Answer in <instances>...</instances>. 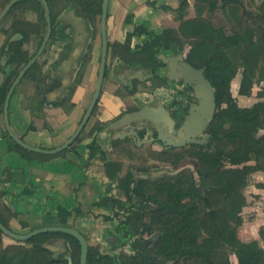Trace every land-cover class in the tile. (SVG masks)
I'll return each instance as SVG.
<instances>
[{
	"label": "trees",
	"instance_id": "trees-1",
	"mask_svg": "<svg viewBox=\"0 0 264 264\" xmlns=\"http://www.w3.org/2000/svg\"><path fill=\"white\" fill-rule=\"evenodd\" d=\"M201 3L207 4L210 11L217 7L215 0H195V17L183 20L185 3L177 10L180 18L177 30L158 33L138 26L135 32L147 34L150 39L134 51L130 48L132 33H127L125 42L112 45L113 57H119L121 62L152 67L157 63L155 54L162 43L175 52H182V40L191 41L186 60L194 67L205 68V77L214 89L216 111L205 130L207 144L191 145L174 154L171 162L192 158L197 179L189 171H183L154 181L136 180L133 169L119 175L122 171L119 161L105 162V169L111 178L117 179L118 189L128 199L141 197L156 207L149 211L142 235L158 234L149 243L148 250L166 264H234L231 256L236 259L235 264H264V248L257 241L242 242L237 234L245 205L243 190L252 174L262 173L263 182L256 185L264 188V132L260 133L264 131V100L240 107L230 92L238 69H242L238 95L248 96L253 86L255 74L248 63L264 52V0L255 10L253 28L232 33H226L219 22H206L201 17ZM100 13L101 2L91 10V22ZM129 21L127 16L126 22ZM78 139L79 136L75 141ZM12 148L25 157L30 154L14 141ZM162 160L170 162V157ZM67 215L64 213V218ZM0 221L9 228L1 216ZM55 236L67 240L72 264H79L80 245L70 235L43 233L27 241L4 245L1 231L0 264H68L66 258H53L42 247ZM259 236L264 241V228L259 230ZM87 264L158 263L145 254H124L117 260L89 247Z\"/></svg>",
	"mask_w": 264,
	"mask_h": 264
},
{
	"label": "crops",
	"instance_id": "crops-1",
	"mask_svg": "<svg viewBox=\"0 0 264 264\" xmlns=\"http://www.w3.org/2000/svg\"><path fill=\"white\" fill-rule=\"evenodd\" d=\"M183 2L109 0L107 38L111 42L123 43L126 33L133 31L136 23L152 32L177 30L180 24L177 10ZM184 8L183 20L195 17V0H189ZM127 13L130 16L128 23L124 21ZM143 38L147 36H133L130 48L136 45V40ZM111 58L122 66L118 70L120 78L124 77L123 72L132 73L128 69H142L137 65L122 63L119 57L112 55ZM53 75L51 72L50 76ZM94 84V77L90 73L88 81L77 89L71 103H60L55 107H43L39 103L24 104L21 96H16L8 108L13 132L32 146L45 149L60 146L80 122L91 99ZM231 85L238 87L239 82ZM114 89L115 86L110 82L103 83L97 108L79 139L69 149L54 155L29 151L30 154L25 157L13 149V140L6 135L3 116L0 114V216L12 231L25 234L44 226L74 227L84 235L89 247L97 245L109 253L124 249L131 238L142 233L146 219L136 210L122 218L121 214L127 209L129 200L118 189L117 179L111 178L105 169V162H121L122 159H113L117 155L102 156L98 150H93V146H99L100 136H105L100 129L103 122L123 107V101L113 93ZM21 90V93L27 92L29 86L25 85ZM54 93L58 94L57 91ZM126 136L134 135L129 132ZM134 137L135 149L142 150L151 143L150 140L139 142V137ZM151 146L157 148L156 144ZM132 147V140L114 143L115 149L124 150V153L118 154L122 158H129L128 149ZM122 171L120 176L123 175ZM132 171L133 174L138 173ZM250 179L243 190L245 205L240 213L242 224L237 234L242 242L257 241L264 248V241L259 236V230L264 228V188L256 185L263 182V175L256 172ZM64 213H68L65 218Z\"/></svg>",
	"mask_w": 264,
	"mask_h": 264
},
{
	"label": "flooded vegetation",
	"instance_id": "flooded-vegetation-1",
	"mask_svg": "<svg viewBox=\"0 0 264 264\" xmlns=\"http://www.w3.org/2000/svg\"><path fill=\"white\" fill-rule=\"evenodd\" d=\"M188 1L189 0H184L181 5L185 3L188 4ZM215 1L217 4L216 6H219L221 5L220 2L223 0ZM99 2H101L102 13V0H0V114H2L3 104L9 89L19 73L40 50L38 57L25 70L16 83L10 97V103L16 96H21L20 99L24 104L39 103L42 104L43 107H55L64 102L71 103L77 89L88 81L90 73L95 80L94 93L102 52L101 13L95 16L94 22H91L90 12ZM215 8L213 10H215ZM128 15L129 13L125 15L124 21ZM131 22L133 24V21ZM138 26L143 27V25L139 23L134 24V29L130 32L133 34L131 39L133 36L139 35V33L135 32ZM162 31L163 30L160 32ZM127 33L125 35V40ZM144 35L147 36V38H143L144 40L140 45L144 41L150 39L147 34ZM45 38V44L41 49ZM115 43L116 42L109 41L107 38V55L103 83L107 81L110 82L112 86H115L113 93L122 99L123 107L116 115L103 122L100 128L102 133H105V136H100L98 140L99 146H93V150H98L102 156H113L124 153V150H117L114 148V143L119 141L124 142L132 140L133 147L136 146L135 137L126 136L136 123L131 122V124L121 128L112 125L123 116V114L136 112L144 107L157 109L159 111L164 109L175 122L174 135L176 136L177 129L186 121L193 107L199 102L198 92L193 85L184 81L178 74H174L172 78H170L168 66L163 63L159 57V55L167 57L177 56L179 52L173 51L171 47L167 48L164 43H162L155 54V60L157 61L156 65L152 67L140 66L143 69L141 75L134 76L133 73L123 72L124 77L120 78L118 70L121 69V65L111 58L113 50L112 45ZM137 46L136 44L134 47H131V49H133L132 51H134ZM189 49L187 50L183 47L180 57L181 60L187 62L186 57ZM95 54L96 60L94 61ZM109 57L115 62L112 66V70H110L108 64ZM124 64L131 66L135 65ZM95 66L96 68L94 70ZM202 68L204 74V67L197 69ZM51 72H53V76H50ZM110 76H112L113 81L109 80ZM25 85L29 86V90L21 93V88ZM56 91L58 94L56 93L55 95L54 92ZM99 98L91 116L97 108ZM143 121H145L146 126L134 127L137 136L143 141H149L153 138L151 143H148L149 145L147 146L156 144V150L159 151V154L163 153L168 157L176 154V151L180 149L189 148L191 145H205L208 142L204 131L203 135L197 138H206L205 143H187L180 147L165 145L163 142L156 139L158 134L155 129V124H153L151 120ZM122 136H124L123 139H121ZM179 162L180 161H178L177 164L175 163V167L185 166L186 162L180 164ZM170 166H172V164L167 163L165 168L168 169ZM185 169H188L187 171L192 173L195 177L196 170L192 171L189 168ZM183 171L185 170H180L178 174ZM140 172L145 171H139L138 173ZM135 179L138 180L139 177L135 175ZM128 200L127 209L122 212L121 216H127L136 210L139 211L142 217L147 221L149 211H151L153 207L152 204L136 196H131ZM55 237L63 238L59 236Z\"/></svg>",
	"mask_w": 264,
	"mask_h": 264
},
{
	"label": "water",
	"instance_id": "water-1",
	"mask_svg": "<svg viewBox=\"0 0 264 264\" xmlns=\"http://www.w3.org/2000/svg\"><path fill=\"white\" fill-rule=\"evenodd\" d=\"M108 1L109 0H102V13H101V37H102V52H101V58H100V65H99V71L97 76V81L95 85V90L93 93V96L91 98V101L85 110V113L78 123L76 129L74 132L70 135V137L60 146L52 148V149H45L40 148L36 146H32L27 144L21 137L17 136L9 123V117H8V108L10 103V97L13 92V89L16 85V83L19 81L20 77L23 75L25 70L35 61V59L38 57V54L30 60L27 65L24 67V69L19 73L18 77L14 81L13 85L9 89V92L6 95V99L3 104L2 108V116L4 120L5 129L9 135V137L20 147L39 154H45V155H54L58 154L64 150H67L71 147L72 143L77 139V137L80 135L81 131L83 130L84 126L86 125L89 117L92 114V111L97 103V100L100 96L103 78H104V71H105V61H106V55H107V36H106V18H107V11H108ZM45 2V1H44ZM46 7V3H45ZM47 12V7H46ZM49 33V30H48ZM48 36V34H47ZM47 38V37H46ZM46 38L43 42V45L41 49L43 48ZM160 59L163 63H165L168 66V73L170 78L174 74L180 75V77L186 81L187 83H190L193 85V87L198 92L199 96V102L196 106L193 107L191 110V113L189 117L186 119V121L177 129L176 136L174 135L175 132V122L169 115L167 111L164 109H161V111L157 109H152L149 107H144L140 109L139 111L132 112V113H125L123 116H121L118 120H116L113 125L117 128L124 127L128 124H131V122L136 123L133 128L130 130V134L134 135L138 138L137 133L134 130V127L137 128L139 126H146L145 121L143 120H151L153 124L156 126V132H157V140L163 142L165 145H170L173 147H180L187 143H194V144H202L206 142V138H197L200 135H203L204 131L208 127V125L211 123L213 119V115L216 111V102H215V95H214V89L210 82L205 78L203 74V68L197 69L193 67L191 64L183 61L180 59L181 54L177 56H163L159 55ZM128 71L132 72L135 75H141L143 72V69H128ZM153 140V138L150 139V141ZM139 142H146L143 140H140L138 138ZM182 168H179L174 171H169L167 169H158V170H152L149 173H134L139 177V179L143 180H149L154 181L162 175L166 176H173L177 174ZM195 178L197 179V175L195 173ZM152 209H156V207H152ZM0 231L1 233L14 240V241H27L30 238L43 234V233H63L70 235L74 237L80 245V256H79V264H87V255H88V243L84 235L79 232L74 227H67V226H44L40 228H36L34 230H31L25 234H18L10 230L9 228L5 227L1 221H0ZM158 236V234L151 235L146 241V244L153 242L155 238ZM42 247L45 249H48L51 252V256L53 258H56L57 256L65 257L67 259L68 264H72L71 257L69 255V247L67 246V242L63 238H54L53 240L47 241L46 243L42 244Z\"/></svg>",
	"mask_w": 264,
	"mask_h": 264
},
{
	"label": "rangeland",
	"instance_id": "rangeland-1",
	"mask_svg": "<svg viewBox=\"0 0 264 264\" xmlns=\"http://www.w3.org/2000/svg\"><path fill=\"white\" fill-rule=\"evenodd\" d=\"M261 2L262 0H237V2L235 3V2H230L228 0H223L220 2L221 5L217 6L215 10L213 11L209 10V8L207 7V4L201 3L202 9L200 13H201V17L204 18L206 22L221 23L226 33H232L235 30L244 31L247 29V27L253 28L252 24L254 22V13L256 12L255 10L257 9V7L260 5ZM142 41L143 40L141 39L136 40L137 42L136 44H140ZM182 43H183V47L187 50L191 46V41L189 39H183ZM95 60H96V54L94 55V61ZM114 63L115 62L109 57L108 64H109L110 70L113 69L112 66ZM248 66L253 68V71L255 74L254 83H253V86L251 88L249 95L248 96L238 95L237 92H238L239 86L232 87L231 85L233 82H236V84L240 82L242 69H238L234 79L232 80L230 84V92L232 96L236 99V102L238 106L240 107H246L257 101L264 100V52L261 53L258 58L250 60L248 63ZM95 68L96 66L94 67V70ZM109 80L113 81L112 76H110ZM262 132L264 131H260V133ZM185 149L186 148H183L176 152H182ZM128 152H129V155H128L129 158H122L123 156H120L121 157L120 158L119 155H117V157H114V158L109 157V158L118 159V160L122 159L121 164H122L123 174H125L128 170H131V169L134 170L137 168L146 169L145 172H140V173H149L152 170L167 169L165 168V165L167 163L172 164V166H170L167 169L169 171H174L179 168H182L181 170H185V171L188 170V169L186 170L185 168H189L192 171L195 170V164H194L195 161L192 158L187 157L185 160L180 161L179 164L182 162H186L185 166L183 165L182 167L177 168L175 166L178 162H176V164L175 162H171L173 155L169 156L170 162L163 161L162 158L167 157V155L163 153L159 154V151L154 149L151 145L142 148V150H138L132 147V149H128ZM250 180L251 179H249V181ZM122 217L125 218L124 215ZM145 236H142V234H140L136 238H131V241H128V245L127 247H125L126 249L124 248L125 250L121 249L113 253L105 252L104 249H101L97 245L91 248L97 249L102 254L111 255L117 260L120 258L121 255L123 256L124 254H126L127 256H137V255L145 254L148 256L150 260H153L158 264H166L165 262H163V260H161L158 257H155L149 252L148 247L150 246V244L149 243L146 244L145 240H147L151 235L146 236V237ZM53 239L54 238H51L47 241H50ZM2 242L4 245H6V244L14 243L15 241L3 235ZM157 259L159 261H157ZM231 261L234 264L236 263V259L233 256H231ZM167 264H173V263L168 262Z\"/></svg>",
	"mask_w": 264,
	"mask_h": 264
}]
</instances>
